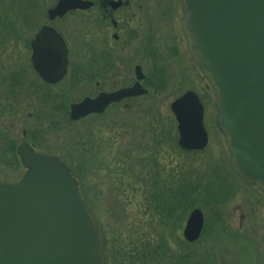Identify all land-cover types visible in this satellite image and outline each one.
Masks as SVG:
<instances>
[{
  "label": "rangeland",
  "instance_id": "obj_1",
  "mask_svg": "<svg viewBox=\"0 0 264 264\" xmlns=\"http://www.w3.org/2000/svg\"><path fill=\"white\" fill-rule=\"evenodd\" d=\"M11 1L0 0V10L3 11L0 17V91L5 86L3 77L14 73L21 76L20 83L24 84L26 91L30 85L41 89L42 84L37 81L30 65L28 43L34 30L47 21L45 10L56 0ZM24 2L27 9L20 7ZM140 2H144V7L138 22L145 20L141 33L144 36L148 33L153 47L165 56L163 64L170 75L169 83L162 92L151 94L148 99L138 97L121 102L114 107V114H107L98 121L100 125L89 117L76 123H62L55 128L54 125L60 121L58 115L49 114V107L37 102V93L30 99L27 92L21 93L19 90V94H15L14 108L0 109V137H11L18 143L24 139L23 131H32L36 138L38 136L43 141L44 150L57 152L74 162L66 152H62L66 148H61L69 141L70 134L76 138L80 135L79 129L88 127L84 135H97L98 140H92L91 148L83 152L89 158L82 164V176L76 175V179L82 195H89L92 206L99 211L97 216L102 224L108 222L113 223L114 227L118 226L119 240H122L116 244L117 254L120 252L118 245L123 250L129 248L127 235L142 232L148 233L143 236L146 235L145 240L149 238L151 245L167 241L166 247L176 253L185 249L181 233L190 208L185 211L180 224L171 227L173 222L169 221L170 224L165 223L163 231L158 226L149 225L148 218L152 215L156 217V213L147 206L149 191L154 193L160 185L165 187L170 181L180 178L183 182L198 183L200 193L209 183L210 189L215 188V191L219 189V184L222 187L219 201H209L203 207L199 206L204 214V228L194 245L187 250L193 249L195 254L205 253V263L210 264H264V194L242 181L229 159L224 138L214 125L211 89L189 59L180 27L178 1L138 0L135 4ZM166 4L171 8V15L167 12ZM94 14L95 7H92L88 11H76L55 20V25L64 31L72 44L73 62L80 70L98 69L85 58L93 43L91 18ZM140 48L138 42L130 44L124 51H120L118 46L116 49L106 47L105 56L112 70L102 78L95 77L99 80V87L109 91L124 82H132L133 64L137 62L144 65L147 73L151 72V65H148ZM170 51H174V55ZM112 56L116 58L113 60ZM65 84H55L51 92L61 95ZM186 88L197 89L203 102L209 106L204 122L205 127L210 128V138L206 148L199 152H185L177 147L176 124L168 108L174 96ZM94 90L92 81L83 83L75 94L81 96ZM64 98H60V103ZM32 106L40 108L37 112L40 117L35 120L27 114ZM50 117L54 121L49 120ZM150 119H155L159 132L149 130ZM70 146L66 144L67 148ZM5 149L0 146V155L1 151L8 154ZM22 172L23 168L19 165L7 167L0 163V181L15 180ZM204 195L198 194L197 198Z\"/></svg>",
  "mask_w": 264,
  "mask_h": 264
},
{
  "label": "water",
  "instance_id": "obj_2",
  "mask_svg": "<svg viewBox=\"0 0 264 264\" xmlns=\"http://www.w3.org/2000/svg\"><path fill=\"white\" fill-rule=\"evenodd\" d=\"M89 0H57L47 9L53 19L68 10L88 8ZM181 26L190 56L208 81L215 121L230 159L247 182L264 191V0H180ZM31 62L48 83L60 80L67 48L53 26L42 25L30 42ZM136 78L143 74L138 66ZM129 87L99 92L70 104V118L100 112L111 102L140 95ZM178 144L201 149L207 141L203 105L186 90L170 103ZM25 172L15 182H0V264H106L96 218L78 192L69 168L49 152L26 142L16 148ZM193 209L183 237L193 241L202 227Z\"/></svg>",
  "mask_w": 264,
  "mask_h": 264
},
{
  "label": "trees",
  "instance_id": "obj_3",
  "mask_svg": "<svg viewBox=\"0 0 264 264\" xmlns=\"http://www.w3.org/2000/svg\"><path fill=\"white\" fill-rule=\"evenodd\" d=\"M30 1V0H29ZM13 0L11 1V3ZM23 4V3H22ZM31 4V3H30ZM25 7L27 9L26 2H24L23 5L20 7ZM34 6V4H33ZM3 11L0 10V17L2 16ZM28 19V18H27ZM5 20V17L4 19ZM86 41V40H85ZM21 78V76H19ZM18 77L17 73L8 74L7 77H3V81H5V86L0 91V109L2 110H9L11 108H14L15 103V91L21 93H26L29 91V89L24 88V84L20 83V78ZM37 78V76L35 75ZM38 80V78H37ZM45 90H43L42 94L43 97H47V99L44 101V104H46L49 107V114H52L57 112L58 115L63 114L65 115V120H68L67 113L65 111L66 107H63V103H58L55 105V97L54 92H51L49 88L44 86ZM157 88L154 87V91H156ZM156 92H153L155 95ZM19 94V93H18ZM150 96L146 95L143 96V99H148ZM16 105V103H15ZM3 113V112H2ZM107 113L101 114L99 119L103 120L104 117H106ZM62 117V115H61ZM51 118V117H50ZM53 121V120H52ZM107 122V121H106ZM110 122V121H109ZM100 125V122H98ZM150 131L152 132H159V127L157 125V122H155V119H150ZM87 130V128H85ZM163 131H161L162 133ZM79 136H76V138L73 135H70V139L67 142L68 145H71L70 147H66L65 151L66 155L73 160L74 162H70L67 158L63 157V159L68 163V165L71 167L72 172L76 176H82V164L89 158V155L81 152V142L79 141ZM90 140H98L97 135H88L85 136ZM92 138V139H91ZM99 138H102L99 136ZM78 145V146H76ZM0 146L6 147L5 150H7V153H3L0 155V163L6 165L11 163L9 159L12 161L11 164H15L14 160V142L11 137L7 138L5 136L0 137ZM11 154L13 157H11ZM5 156H8L5 158ZM5 158V159H4ZM78 176V177H79ZM209 185V184H208ZM208 185L204 186V191L202 193L198 192L200 187L198 183L187 181L183 182L179 178L178 180H172L169 184H166V186L160 185L157 187L156 190L150 192L147 200H149V204L147 205L148 208L156 213V217L154 215L150 216L148 218L149 225L152 227H157L159 230H163L165 228V223L170 224L169 221L173 222L170 226L174 227V225L180 224L181 220L184 218L185 211L193 206H204L205 204H208L209 201H219L222 198V190L221 185L219 184V189L215 191L214 189H209ZM215 187V186H214ZM198 194H205L202 196V198H197ZM85 200L87 203L92 206L91 201L89 199L88 195H84ZM202 199V200H201ZM158 213V214H157ZM116 222V221H115ZM104 233V244L106 249V255H107V262L108 264H153L154 262H159L161 264H168V263H174V264H185L191 262L192 264H210L205 263V253L204 254H195L193 253V249L187 250L190 248V246L194 245L193 243L183 241L185 245V249L179 250V252H174L172 249L167 248V241L163 243H155L151 245V242L149 238L145 240L146 232L142 233H131L130 235H127V240L130 243V246L128 249L123 250V247L118 245L120 248L119 254L116 252V244L119 240L120 230L117 227H114V224H110L106 222L105 229L103 230ZM143 234H146L143 236ZM122 235H126L125 233H122ZM182 242V241H181ZM154 248V249H153ZM123 250V251H122ZM122 251V252H121Z\"/></svg>",
  "mask_w": 264,
  "mask_h": 264
},
{
  "label": "flooded vegetation",
  "instance_id": "obj_4",
  "mask_svg": "<svg viewBox=\"0 0 264 264\" xmlns=\"http://www.w3.org/2000/svg\"><path fill=\"white\" fill-rule=\"evenodd\" d=\"M95 7V13L93 16V36L96 40L95 52L98 50V44L100 41V50L106 47L116 49L117 46L120 51H124L129 48L131 42L137 41L140 36V28L138 18L140 11L143 9L141 3L135 4L133 0H93ZM110 2H118L115 7H112ZM94 60L96 62L97 70L103 69V65H109L110 63H105L104 60L110 62L106 59L105 54L100 56V54H94ZM113 60L116 58L114 56ZM141 68V63H138ZM145 73V71H144ZM145 78L143 82L147 79V74L145 73ZM126 83V82H124ZM122 83V86L125 84Z\"/></svg>",
  "mask_w": 264,
  "mask_h": 264
}]
</instances>
